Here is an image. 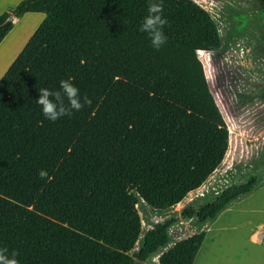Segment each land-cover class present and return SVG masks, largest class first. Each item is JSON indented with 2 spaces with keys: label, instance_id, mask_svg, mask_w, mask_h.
<instances>
[{
  "label": "trees",
  "instance_id": "trees-1",
  "mask_svg": "<svg viewBox=\"0 0 264 264\" xmlns=\"http://www.w3.org/2000/svg\"><path fill=\"white\" fill-rule=\"evenodd\" d=\"M179 1L205 45L151 0L39 9L44 20L0 80V264H119L140 234L134 193L164 210L219 167L229 131L198 51L214 28ZM205 235L159 264H192Z\"/></svg>",
  "mask_w": 264,
  "mask_h": 264
},
{
  "label": "water",
  "instance_id": "water-1",
  "mask_svg": "<svg viewBox=\"0 0 264 264\" xmlns=\"http://www.w3.org/2000/svg\"><path fill=\"white\" fill-rule=\"evenodd\" d=\"M185 1L214 28L213 45L200 50L209 88L223 105L229 145L219 167L173 206L154 209L134 193L141 228L126 255L137 264H159L160 256L179 241L233 212L264 203V0ZM14 19L10 13L6 21ZM154 233L161 241L141 256Z\"/></svg>",
  "mask_w": 264,
  "mask_h": 264
},
{
  "label": "rangeland",
  "instance_id": "rangeland-1",
  "mask_svg": "<svg viewBox=\"0 0 264 264\" xmlns=\"http://www.w3.org/2000/svg\"><path fill=\"white\" fill-rule=\"evenodd\" d=\"M59 1L61 0H49L48 2L55 4ZM71 1L77 7H81V0ZM151 1L168 17L184 26L194 39L200 41V44L205 45L202 28L192 6L179 0ZM199 52L202 51L199 49ZM216 100L219 103H217L218 106L220 105L219 108L221 107L220 110L223 111V105L217 96ZM229 129L230 134L233 135L230 124ZM228 156L229 154L226 155L224 162ZM203 230L206 235L192 264H264V203L233 212ZM159 239V235L152 234L147 245L154 246ZM119 264L137 263L125 255Z\"/></svg>",
  "mask_w": 264,
  "mask_h": 264
},
{
  "label": "crops",
  "instance_id": "crops-1",
  "mask_svg": "<svg viewBox=\"0 0 264 264\" xmlns=\"http://www.w3.org/2000/svg\"><path fill=\"white\" fill-rule=\"evenodd\" d=\"M22 1L23 0H0V14H10V9L17 6ZM48 1L49 0H30L29 3L31 4L29 6L34 9L26 11L20 16L15 15L11 29L0 42V80L44 20L45 14L39 9L49 6L50 3Z\"/></svg>",
  "mask_w": 264,
  "mask_h": 264
},
{
  "label": "flooded vegetation",
  "instance_id": "flooded-vegetation-1",
  "mask_svg": "<svg viewBox=\"0 0 264 264\" xmlns=\"http://www.w3.org/2000/svg\"><path fill=\"white\" fill-rule=\"evenodd\" d=\"M147 244H148V242H147ZM149 248H150V247L147 245L146 250L149 249ZM146 250H145V251H146ZM145 251L143 252V254H142L141 256H143V255L145 254Z\"/></svg>",
  "mask_w": 264,
  "mask_h": 264
},
{
  "label": "bare ground",
  "instance_id": "bare-ground-1",
  "mask_svg": "<svg viewBox=\"0 0 264 264\" xmlns=\"http://www.w3.org/2000/svg\"><path fill=\"white\" fill-rule=\"evenodd\" d=\"M30 26H31V25H30ZM32 26H33V25H32ZM27 27H28V26H27ZM27 27H26V28H27ZM32 29H33V28H32ZM30 30H31V28H30Z\"/></svg>",
  "mask_w": 264,
  "mask_h": 264
}]
</instances>
